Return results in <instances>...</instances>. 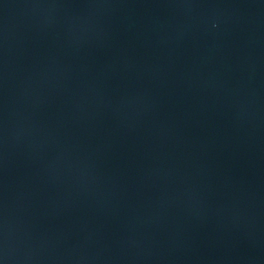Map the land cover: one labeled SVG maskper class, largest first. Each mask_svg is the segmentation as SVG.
Masks as SVG:
<instances>
[{
  "label": "water",
  "instance_id": "water-1",
  "mask_svg": "<svg viewBox=\"0 0 264 264\" xmlns=\"http://www.w3.org/2000/svg\"><path fill=\"white\" fill-rule=\"evenodd\" d=\"M0 264H264V0H0Z\"/></svg>",
  "mask_w": 264,
  "mask_h": 264
}]
</instances>
